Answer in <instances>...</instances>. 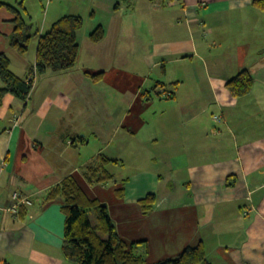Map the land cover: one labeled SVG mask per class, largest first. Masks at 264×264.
<instances>
[{
    "label": "crops",
    "instance_id": "0c3cea01",
    "mask_svg": "<svg viewBox=\"0 0 264 264\" xmlns=\"http://www.w3.org/2000/svg\"><path fill=\"white\" fill-rule=\"evenodd\" d=\"M81 1L49 0L33 54L11 47L15 14L0 8V52L13 72L29 76L39 36L63 15L83 19ZM87 3L76 65L36 75L26 101L1 100L0 206L14 192L32 204L0 210V264H76L62 254V199L34 201L67 176L107 205L123 241H143L147 263L202 242L211 264H264L263 13L252 0ZM25 19L31 26L28 10ZM98 26L104 36L93 42ZM244 68L253 86L236 98L226 82ZM118 144L149 163L121 174L123 159L104 152ZM103 157L113 180L90 184L84 170ZM151 193L157 201L144 214L139 200Z\"/></svg>",
    "mask_w": 264,
    "mask_h": 264
},
{
    "label": "trees",
    "instance_id": "16d2710c",
    "mask_svg": "<svg viewBox=\"0 0 264 264\" xmlns=\"http://www.w3.org/2000/svg\"><path fill=\"white\" fill-rule=\"evenodd\" d=\"M252 5L264 15V0H252ZM6 7L15 14L14 30L9 37L11 47L24 54L28 50L31 37L38 34L32 32L26 22V9L23 1L10 5L0 1V8ZM83 27V19L79 15H63L56 20L49 30L38 38L35 63L29 73L35 68L38 74L47 70L63 72L72 69L79 55L78 34ZM104 36L103 29L98 26L89 35L93 42H99ZM97 79L99 76L93 75ZM253 86V77L248 69H241L226 82V88L233 97L248 94ZM34 89V81L29 76L21 77L10 68L9 57L0 52V104L6 93L26 101ZM149 91L143 90L142 95L148 99ZM159 92H157V95ZM109 159L103 157L91 161L84 170V175L90 184L107 183L113 180V175L107 171ZM119 190V189H118ZM61 198V210L65 216L62 254L76 264H211L206 256L202 242L195 246L185 247L174 257L163 258L147 263L145 254L137 251L142 242L127 244L118 235L111 219L108 207L98 199L89 198L72 176L64 177L58 183L38 192L34 201L42 206L45 203ZM155 194H147L139 200L144 214L155 206ZM26 205L18 207L19 214L25 211Z\"/></svg>",
    "mask_w": 264,
    "mask_h": 264
},
{
    "label": "rangeland",
    "instance_id": "374dc122",
    "mask_svg": "<svg viewBox=\"0 0 264 264\" xmlns=\"http://www.w3.org/2000/svg\"><path fill=\"white\" fill-rule=\"evenodd\" d=\"M11 1H14V0H11ZM19 1H23V6L27 7L26 10H28V17L29 19L28 22L31 24V31L32 32H35L37 31L39 28H40V25H39V21L38 19L40 20L41 18V15L44 14V9L47 8L48 6V3H49V0H19ZM91 1V0H90ZM81 2H85V6L87 7L89 0H82ZM18 4V2H17ZM16 4V5H17ZM84 5L82 6L83 10H82V13H83V27L80 31H82L83 29L89 27V25L91 24L90 21H89V18L87 17L88 16V9L85 7ZM26 17V15H25ZM106 19V13L105 11H103V16H101V13H98L97 16H96V20H100V19ZM83 39V38H82ZM94 44V43H93ZM31 46V45H30ZM32 46L29 47L28 46V50L30 51V54H33V50H32ZM98 47L95 49L97 50ZM27 50V51H28ZM93 50V49H92ZM88 51V49H83V53H86ZM92 52V51H91ZM91 52H87V54H91ZM26 53V52H25ZM116 53V51L114 52V54ZM128 53L129 55L132 54V49H129L128 50ZM22 54V53H20ZM113 54V55H114ZM38 75V73H36ZM35 80H36V76L34 78V84H35ZM106 83H108V81H106ZM104 90H107V91H113L115 90V88L113 90H110V88H107V85L104 87ZM132 145H124V146H121V145H111V146H108L107 150L104 151L108 154L109 157H113L115 158L117 155H119L121 157V159H123V163L122 164H118V166H116L115 168H117V170L119 172H121V174L123 175H128L129 173H131V171H133L134 169V166L138 165V164H148L149 162H143V161H133V154H131L130 152V149H131ZM117 153V154H115ZM111 166V165H110ZM112 167V166H111Z\"/></svg>",
    "mask_w": 264,
    "mask_h": 264
},
{
    "label": "built area",
    "instance_id": "2783aa9c",
    "mask_svg": "<svg viewBox=\"0 0 264 264\" xmlns=\"http://www.w3.org/2000/svg\"><path fill=\"white\" fill-rule=\"evenodd\" d=\"M151 1H153L155 3H158L161 0H151ZM36 73L37 72H36L35 68H33L32 74H31V72L29 73V78L30 79H33V81H34V78L37 75ZM214 118L215 119H219V116L218 115H215ZM11 198H12V202H10L7 205L0 206V210H2V211H9V212H11L13 214H17L18 213V207L20 205H22V204L23 205H31L32 204L31 200L28 197H22L17 192H14L12 194Z\"/></svg>",
    "mask_w": 264,
    "mask_h": 264
}]
</instances>
